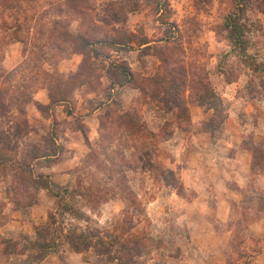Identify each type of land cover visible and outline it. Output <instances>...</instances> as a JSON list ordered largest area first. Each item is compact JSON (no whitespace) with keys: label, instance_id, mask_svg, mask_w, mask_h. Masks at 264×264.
<instances>
[{"label":"rangeland","instance_id":"obj_1","mask_svg":"<svg viewBox=\"0 0 264 264\" xmlns=\"http://www.w3.org/2000/svg\"><path fill=\"white\" fill-rule=\"evenodd\" d=\"M1 71L30 130L6 155L44 178L0 168V264H264L259 174L222 168L241 141L264 170V0H0Z\"/></svg>","mask_w":264,"mask_h":264},{"label":"trees","instance_id":"obj_2","mask_svg":"<svg viewBox=\"0 0 264 264\" xmlns=\"http://www.w3.org/2000/svg\"><path fill=\"white\" fill-rule=\"evenodd\" d=\"M86 2V1H85ZM239 14H232L230 15L227 19H226V26L228 27V29H230V37L232 42L235 44L236 47L239 48V54L240 55H245L246 53V48H245V42L243 40V30L241 28V26L238 24L239 21ZM232 33V34H231ZM87 38V37H86ZM124 75L126 74V71H123ZM9 73H3L2 71L0 72V116L2 118L5 119L4 122H0V168L4 171L12 169V170H19V176H22V180H25L26 182H28V186H30V188H36L37 187V183L39 179L44 178V176L40 175L37 179L36 177L34 178V176L32 175L31 171L27 170L26 167H24L23 164L17 162V161H13L12 158L8 157V155H6L7 152H13L16 153V145L13 147L12 144V139L13 137H20L21 135H28L29 134V123H28V119L24 116L25 114V110L22 107H18V102L19 99L24 95L25 91H21L20 88H16V90H13V87L8 88V86H6V80L8 79ZM131 75L129 74V77ZM205 91H208L207 88L205 86H202ZM207 93L206 92V97H207ZM30 97V96H28ZM25 98L22 102L23 104L30 102L31 99L29 98ZM41 106L40 104H38V107ZM178 105H176L177 107ZM15 108H17L18 112L24 116L23 117V122L17 123L15 122L16 120V115L14 114V110ZM8 114V115H7ZM7 116V117H6ZM246 144L244 143V146ZM244 146L242 145V147L244 148ZM257 146H252V147H247L245 146V148L249 149L252 152V163H251V171L254 172V174H260L262 173L264 170L263 168H261L260 164H257L255 162V160L257 159ZM38 156H34L33 159H38ZM15 162L17 167L15 166H7L8 163H13ZM43 188L48 189L47 185H43ZM264 193V191H263ZM36 201H34L33 204H35ZM71 238H74L76 240H78V243L74 244V248H76V251L80 252L81 246H84L86 249H90L93 248L94 250H96L99 246L101 245H105L103 244L104 241L100 240L98 241V243L93 242L92 238H90L87 235H78V234H70L69 235ZM236 239H239V236H236ZM71 242V241H70ZM115 243L113 242V245ZM35 246H37V248L39 250H45L47 251L48 249H51L50 244L48 243H35ZM44 251V252H45ZM99 252V251H98ZM237 252V251H235ZM47 253H44V255L38 257V261H42L44 258H46ZM241 256L243 257L244 254L239 253V257L241 258ZM111 261H118L119 264H123V258L122 256H115V258L110 259ZM250 264V263H249Z\"/></svg>","mask_w":264,"mask_h":264},{"label":"crops","instance_id":"obj_3","mask_svg":"<svg viewBox=\"0 0 264 264\" xmlns=\"http://www.w3.org/2000/svg\"><path fill=\"white\" fill-rule=\"evenodd\" d=\"M36 100L39 102L46 104L48 103V99L45 97L44 92H38L35 97ZM28 113L30 117V123L34 125V120L32 119V108H28ZM243 138V137H242ZM232 157L229 159L227 164H224L222 167L226 170L227 178L229 180L235 181L240 186H244L245 179L250 176L251 174V160H252V152L246 148H243L241 145V141L239 144L234 145V148L232 150ZM244 161H243V160ZM257 183L264 189V174H259L256 177ZM3 187L0 185V201H2V194L1 190ZM229 190V189H228ZM228 194L232 191H227ZM229 195L227 197H224L222 199H219L217 202L218 207H224L230 205V199ZM230 211V208L228 209ZM229 216V215H228ZM226 216L222 220L225 222L229 219V217ZM250 231L253 234H257L259 237H264V218L260 221H257L256 223L252 224L250 226Z\"/></svg>","mask_w":264,"mask_h":264}]
</instances>
